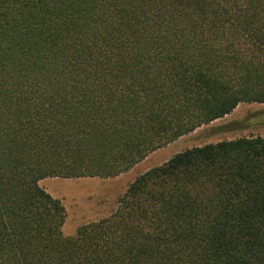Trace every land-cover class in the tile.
<instances>
[{
  "label": "trees",
  "instance_id": "trees-1",
  "mask_svg": "<svg viewBox=\"0 0 264 264\" xmlns=\"http://www.w3.org/2000/svg\"><path fill=\"white\" fill-rule=\"evenodd\" d=\"M264 103V0H0V264H264V137L183 150L64 233L51 177H117Z\"/></svg>",
  "mask_w": 264,
  "mask_h": 264
},
{
  "label": "rangeland",
  "instance_id": "rangeland-1",
  "mask_svg": "<svg viewBox=\"0 0 264 264\" xmlns=\"http://www.w3.org/2000/svg\"><path fill=\"white\" fill-rule=\"evenodd\" d=\"M251 136L264 137V103H240L230 114L154 151L132 170L117 177H51L40 184L64 204V233L70 236L81 225L108 217L137 176L166 163L175 154L195 146Z\"/></svg>",
  "mask_w": 264,
  "mask_h": 264
}]
</instances>
